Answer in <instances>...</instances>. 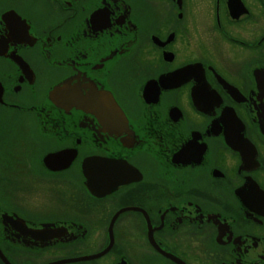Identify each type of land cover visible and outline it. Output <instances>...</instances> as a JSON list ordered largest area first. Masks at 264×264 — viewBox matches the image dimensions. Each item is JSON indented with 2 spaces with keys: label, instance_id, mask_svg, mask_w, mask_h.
Returning a JSON list of instances; mask_svg holds the SVG:
<instances>
[{
  "label": "flooded vegetation",
  "instance_id": "flooded-vegetation-1",
  "mask_svg": "<svg viewBox=\"0 0 264 264\" xmlns=\"http://www.w3.org/2000/svg\"><path fill=\"white\" fill-rule=\"evenodd\" d=\"M0 264H264V0H0Z\"/></svg>",
  "mask_w": 264,
  "mask_h": 264
},
{
  "label": "water",
  "instance_id": "water-1",
  "mask_svg": "<svg viewBox=\"0 0 264 264\" xmlns=\"http://www.w3.org/2000/svg\"><path fill=\"white\" fill-rule=\"evenodd\" d=\"M59 86H55V87H53L52 89V93H57L58 92V90H59ZM51 94V93H50ZM52 95V94H51ZM99 161H100V159H98Z\"/></svg>",
  "mask_w": 264,
  "mask_h": 264
}]
</instances>
